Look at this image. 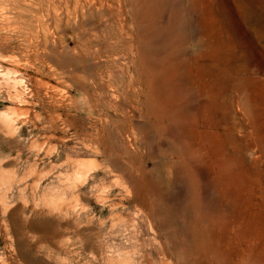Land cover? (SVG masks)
Wrapping results in <instances>:
<instances>
[{"label":"rangeland","instance_id":"374dc122","mask_svg":"<svg viewBox=\"0 0 264 264\" xmlns=\"http://www.w3.org/2000/svg\"><path fill=\"white\" fill-rule=\"evenodd\" d=\"M75 4L0 0V264H264V0Z\"/></svg>","mask_w":264,"mask_h":264},{"label":"bare ground","instance_id":"6f19581e","mask_svg":"<svg viewBox=\"0 0 264 264\" xmlns=\"http://www.w3.org/2000/svg\"><path fill=\"white\" fill-rule=\"evenodd\" d=\"M237 3H241V5L239 6L240 12L243 15V20L245 22H256L259 25H261L262 20L260 19V13L258 11V4L262 3V0H236ZM61 2V1H60ZM107 2H109V0H106V2H104V0H76V4H75V8H74V17L75 19L78 17V12H79V8H85L86 9V13L89 15V18L87 21L83 22L81 24V27L84 28H88V29H98V25L96 23V21L93 18V12L94 9L96 8V5H99L100 8L99 10L102 12H105V10L110 11V12H114V7L112 4H107ZM110 2H116L118 5V10L116 11V13L114 12V14H117L119 17H121L120 19H118V22H112L109 23V20L105 21V27L102 31H106L108 29L112 30L115 29V27H113V24L116 25L118 23V26L120 25V22L123 21L122 17L125 15L124 11V7L128 6L129 10L126 12L125 18L126 20L124 24L120 25V28H116V30L118 31L119 34H121V39L123 40L122 42H124L125 40H130L131 37H134V39L138 40L137 44L135 45L134 43L129 45V51L131 53H134V47L137 49V53L138 52H146L147 50H149V48H152V42L150 43L149 40V36L151 37L152 35V29L151 28H146L143 26V22H145V19L149 17L150 13L152 12V0H110ZM104 5L108 6L105 7ZM61 6V5H60ZM69 6V5H68ZM259 6L264 9V4H259ZM71 7V6H70ZM194 10L197 9V6H194ZM61 8V7H60ZM58 9V8H57ZM128 9V8H127ZM58 11V10H57ZM197 11V10H195ZM61 12V11H60ZM128 13V14H127ZM51 14V12L49 13ZM63 14V13H62ZM61 14V15H62ZM102 14V13H101ZM43 15V14H42ZM100 15V14H99ZM60 16V14H59ZM97 16V15H96ZM101 16V15H100ZM58 17V16H57ZM184 17V16H183ZM51 18V17H50ZM101 18V17H100ZM103 18V17H102ZM108 18V17H107ZM152 18V17H151ZM66 19V18H65ZM51 20V19H50ZM61 20V18H60ZM140 20V21H139ZM116 21V20H115ZM62 22V20H61ZM51 23V22H50ZM80 24V23H79ZM128 24H133L134 28L132 27V32L131 31H126V29H131L130 26H128ZM148 24V23H147ZM178 24V23H177ZM47 25V24H46ZM152 25L150 24L149 27H151ZM103 27V26H102ZM50 28V27H49ZM73 28V27H72ZM172 29V28H171ZM163 30V29H162ZM179 26H176L174 29V32L176 31L177 33L179 32ZM50 31V29H49ZM91 32V31H90ZM94 32V31H93ZM112 32V31H111ZM161 32V31H160ZM170 32V31H169ZM173 32V31H172ZM181 32V31H180ZM28 33V32H27ZM87 33V32H86ZM108 33V32H107ZM53 34V33H52ZM164 33H162L163 35ZM32 35V34H31ZM39 35V34H38ZM79 35V34H78ZM172 35V34H171ZM161 36V35H160ZM184 36V35H183ZM83 37V36H81ZM117 37V36H116ZM162 37V36H161ZM31 38V37H30ZM152 38V37H151ZM156 38V37H154ZM181 38V37H180ZM183 38V37H182ZM94 39V38H93ZM144 39H147L144 43ZM52 40V39H51ZM50 40V41H51ZM92 40V39H91ZM96 40V39H95ZM172 40V39H171ZM31 41V40H30ZM93 41V40H92ZM72 42V41H71ZM98 42V41H97ZM118 42V41H116ZM154 42V41H153ZM159 42V41H158ZM40 43V42H39ZM103 44V42H101ZM157 43V42H155ZM111 44V43H110ZM113 44V43H112ZM115 44V43H114ZM161 44V43H160ZM182 44V43H181ZM40 45V44H38ZM50 45V44H49ZM55 45V44H54ZM100 45V44H99ZM159 45V44H158ZM166 46V45H165ZM164 46V47H165ZM40 47V46H39ZM110 47H112L110 45ZM32 48V47H31ZM53 48V47H52ZM113 48V47H112ZM118 48V47H117ZM169 48V46H168ZM176 48V47H175ZM55 49V48H54ZM99 49V48H98ZM119 49V48H118ZM125 49V48H124ZM162 49V48H161ZM181 49V48H180ZM49 50V49H48ZM58 50V49H57ZM70 50V49H69ZM88 50V48H87ZM120 50V49H119ZM55 51V50H54ZM78 51V50H77ZM89 51V50H88ZM108 51V50H107ZM128 51V52H129ZM213 51V50H212ZM44 52V51H43ZM127 52V53H128ZM67 53V52H66ZM99 54V53H98ZM121 54V53H120ZM139 54V53H138ZM171 54V53H170ZM39 55V53H38ZM48 55V53H47ZM174 55V54H173ZM172 55V56H173ZM88 56V55H87ZM93 56V55H92ZM125 56V55H124ZM47 57V56H46ZM60 57V56H59ZM116 57V56H115ZM118 57V56H117ZM116 57V58H117ZM161 57V56H160ZM134 58V57H133ZM143 58V57H142ZM173 58V57H172ZM88 59V58H87ZM119 59V58H118ZM60 60V59H59ZM56 61V60H55ZM70 61V60H69ZM81 61V59H80ZM125 61V60H124ZM130 61V60H129ZM165 61V60H164ZM62 62V61H61ZM60 62V63H61ZM132 62V61H131ZM151 62V61H150ZM86 63V62H85ZM101 63V61H100ZM174 63V62H173ZM71 64V63H70ZM146 64V63H145ZM168 64V62H167ZM62 65V64H60ZM83 65V64H82ZM90 65V64H89ZM72 66V65H71ZM76 66V65H75ZM84 66V65H83ZM165 66V65H163ZM56 67V66H55ZM67 68V67H66ZM74 68V67H73ZM169 68V67H168ZM61 69V68H60ZM70 69V68H68ZM99 69V68H98ZM143 69V68H142ZM72 70V69H71ZM94 70V68H93ZM153 70V69H152ZM152 70H147V76L149 77L147 80V84H148V88L150 90L149 91V97L150 98H154L155 97V89L156 87H154V79L157 80L159 79L158 77L159 74L157 73H153ZM158 70V69H157ZM155 72V71H154ZM162 72V71H161ZM171 72V71H170ZM70 73V72H69ZM72 73V72H71ZM93 73V71H92ZM167 73V72H166ZM100 74V73H99ZM117 74V73H116ZM110 75V74H109ZM91 76V75H90ZM94 76V75H93ZM162 77V76H161ZM116 78V77H115ZM154 78V79H153ZM168 78V77H167ZM99 79V78H97ZM92 81V80H91ZM101 81V80H100ZM142 81V80H141ZM111 82V81H110ZM159 82V81H158ZM99 83V82H98ZM103 83V82H102ZM164 83V82H162ZM109 84V83H108ZM146 84V85H147ZM110 86V84H109ZM139 87V86H138ZM114 88V87H113ZM164 88V87H163ZM160 90V89H159ZM111 92V91H109ZM114 92V91H113ZM128 92V90H127ZM108 93V91H107ZM161 96L160 92L158 93V96ZM109 96V95H108ZM160 96L157 97V99H160ZM116 97V96H115ZM117 98V97H116ZM117 101V100H116ZM113 103V102H112ZM160 103H162V101H160ZM111 104V103H110ZM116 107V106H115ZM123 111H125V109H123ZM126 112V111H125ZM109 119V118H108ZM115 120V119H114ZM111 121V120H110ZM116 126V124H114ZM122 125V124H121ZM137 128V127H136ZM116 131V130H115ZM119 132V131H118ZM116 134V133H115ZM120 134V133H119ZM118 135V134H117ZM127 142V141H126Z\"/></svg>","mask_w":264,"mask_h":264}]
</instances>
